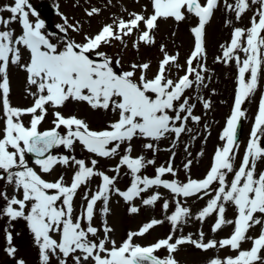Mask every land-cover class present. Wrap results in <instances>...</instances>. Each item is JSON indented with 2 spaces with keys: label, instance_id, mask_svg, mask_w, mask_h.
Returning <instances> with one entry per match:
<instances>
[{
  "label": "snow or ice",
  "instance_id": "1",
  "mask_svg": "<svg viewBox=\"0 0 264 264\" xmlns=\"http://www.w3.org/2000/svg\"><path fill=\"white\" fill-rule=\"evenodd\" d=\"M151 3L153 12L150 15L130 13L129 19H114L96 34H85L82 42L70 35L81 32L82 25L69 22L67 16H63V24L57 25L58 33H48L45 21L39 19L30 0H13L12 4L0 7V105L3 108L0 181L6 183L0 188V200L4 201L0 206V217H7L9 221V227L5 229L9 256L14 257L17 252L9 228L12 221L23 219L39 246L42 264H50L53 256L58 264H69V260L71 264H179L174 253L186 244L205 252L229 248L237 253L225 257L215 255L207 264H264V171H258V164H264V97L260 100L244 154L239 158V164L236 163L241 122L246 117L242 105L264 79V0H233L231 3L224 0L226 10L234 13L237 21L251 10V5L258 7L250 18V26L233 27L230 41L220 45L222 55L216 59L237 64L238 89L220 136L224 143L215 150L208 172L201 179L189 176L186 182L163 178L166 174L177 175L172 158L166 166L156 169L154 177L141 175L142 169L154 164L155 160L146 159L143 155L132 156L131 142L137 137L158 141L169 133L178 139L182 133L190 131L185 127L189 119L201 120L200 116L193 114L196 106L190 102L193 97L185 93L194 87H207L204 73L208 69L203 62L206 57L205 28L220 0H151ZM5 11L10 15L3 16ZM100 12V8L93 7L86 10V15L92 17ZM186 14L198 18L197 25L191 28L195 42L186 59V67L179 63V52L170 53L163 43L160 45L163 58L151 77L148 76L150 61L132 63L128 70H123L119 58L100 51L103 45L112 41L124 43L134 31L139 32L134 48L138 50L141 43L154 45L159 19L174 18L180 22L186 19ZM30 16L37 19L33 21ZM14 21L21 25L19 35L10 27ZM225 23L226 26L232 24L230 20ZM141 24L144 25L143 30ZM22 49L29 52L26 63L21 62ZM93 54L100 59H94ZM10 65L23 68L28 74V85L35 87V92L28 91L33 97L31 106L18 107L10 103ZM173 69L177 73L183 69L184 75L172 78ZM197 99L203 101L205 109L211 107L210 100ZM69 100L85 102L93 110L111 111L117 118L104 128L94 129L86 119L76 115L65 116L57 110ZM49 107L54 116L53 127L41 130ZM25 116L30 117L27 124L23 119ZM77 142L96 157L119 155V163L111 169L115 175L98 170L97 159L86 161L71 154H52L53 149L61 146L72 150ZM122 145L126 147L124 154L120 155ZM143 147L155 149L154 143H146ZM28 154H34L33 163L40 172L29 165ZM192 163L189 159L184 164L186 172ZM57 165L75 167L70 183L63 175L52 181L43 178L42 173L51 174ZM122 167H127L133 177L125 190L116 186ZM97 176L101 178L99 185L94 191L84 192L82 199L86 204L74 216V199L78 190ZM7 186L12 188L11 196ZM154 186H162L176 197H210L195 219L204 222L215 214L216 219L211 226L213 233L227 225H233V231L219 240L212 238L206 241L202 230L196 239L191 234L176 236V232L182 230L193 216L191 209L179 199L174 201V211L166 217L172 231L166 238L149 245L135 241L163 224L164 220L151 219L138 231L129 232L120 244L111 237L114 229L106 219L100 227L94 226L97 211L105 217L111 213L113 195L123 198L130 205L128 211L132 214L141 210L132 204L136 199H141L146 206L156 204L161 199L159 192L147 198L143 196ZM98 202L101 204L99 209ZM229 203L236 208L234 220L225 216L226 204ZM162 207L167 212L169 202L165 200ZM257 226L260 227L259 234L249 235L250 230ZM57 234L59 239L55 238ZM249 241L251 246L243 248V243ZM161 249H166L168 255L157 256ZM16 264H25V261L19 259Z\"/></svg>",
  "mask_w": 264,
  "mask_h": 264
},
{
  "label": "rangeland",
  "instance_id": "2",
  "mask_svg": "<svg viewBox=\"0 0 264 264\" xmlns=\"http://www.w3.org/2000/svg\"><path fill=\"white\" fill-rule=\"evenodd\" d=\"M13 0H0V7L4 5L12 4ZM42 2H50L56 7L57 12L51 19H48L45 15L38 11V6ZM203 2V0H202ZM229 3L233 0H228ZM33 8L39 14V19L45 21V29L48 33H58L59 29L57 25L63 24V16L69 18V22H79L82 25V31L79 33L72 32L70 35L78 42L83 41L85 34H96L103 25L111 23L114 19L124 18L129 19L130 13H141L145 16L150 15L153 12L151 0H30ZM96 7L100 8L101 12L98 15L88 17L86 10ZM257 5H251L249 10L242 18L237 21L235 14L227 11L224 4V0H220V4L215 10L213 17L210 19L205 28V47L206 57L204 63L208 69L204 73L207 87H194L188 90L185 95L193 97L190 101L196 106L193 110V114L200 116L201 120L195 122L189 119L185 125V131L177 139L173 133L167 134L164 138L158 141H152L148 138L137 137L134 138L132 143L133 151L132 156L143 155L146 159H154L155 163L148 165L145 169H142L141 175H147L154 177L156 175V169L161 165H167V162L172 158V164L177 169V175L172 176L166 174L163 178L172 180L177 179L181 182H186L190 176L193 179H201L208 172L215 150L218 146L223 145V141L220 140L223 128L227 118L230 116L236 91L238 89V66L232 61L229 63L218 62L217 57L222 55L221 44H225L230 41L233 27H248L250 26V18L254 14V10ZM146 9V11H145ZM7 17L10 15L7 11L2 13ZM30 19L35 21L37 17L30 16ZM226 20L232 22L231 25L226 26ZM158 27L155 30L154 45L140 44L139 49L134 48V42L138 40L139 32H135L125 38L124 43L120 41H112L109 45H103L100 51L106 52L113 58H119L121 60L120 67L123 70H128L132 63H140L145 61L151 62V71L148 76L151 77L157 70L159 60L163 58V53L160 51V45L163 43L166 46V50L170 53L179 52V63L186 67V59L191 54L194 48V34L191 32V28L196 26L198 18L191 14H186V19L177 22L174 18L159 19ZM16 35H19L22 31L21 25L18 21H14L10 25ZM2 28V26H0ZM141 30L144 29V25H140ZM22 63H26L29 59V52L26 49H22ZM243 58V53H241ZM94 59H100L93 54ZM195 63V62H194ZM27 72L23 68L16 65H10L8 70V77L10 81V94L9 100L13 106L27 107L33 103V97L28 94L29 89L33 92L36 91L34 86H30L27 83ZM140 73H137L139 76ZM177 75H184V70L181 69L178 73L173 69L172 78H176ZM197 97H203L204 99L211 101V107L205 109L203 107V101L197 99ZM264 97V79H262L260 86L251 95V97L245 101L242 108L246 110V117L243 119V133L241 134L240 149L237 158V165L239 164V158L244 154L245 145L248 142L250 131L253 127L255 116L258 112V106L261 98ZM65 116L76 115L86 119L90 127L94 129H101L107 126V124L117 117L111 111L105 112L103 110H93L85 102H76L69 100L65 106L60 109ZM3 108L0 105V128L3 127ZM25 124L28 123L30 117H23ZM54 116L52 115V109L49 107L48 115L45 121L41 125V130H46L53 127ZM63 131V129H61ZM154 143L155 149L149 150L144 148V144ZM126 145H122L120 149V155L124 154V148ZM173 153L175 154L173 157ZM202 153V155L200 154ZM53 155H67L71 154L76 156L77 159H97L99 161L97 168L100 171L107 172L108 175H115L111 169L119 163L120 156L111 158H100L87 152L82 145L78 142L74 145L72 150H68L63 146L53 149ZM29 165L34 167L37 172H40L38 166L33 163V159L30 155H27ZM192 160L193 163L190 169L186 172L184 164L188 160ZM75 167H65L63 165H57L51 174H43V178L46 180H55L60 175H63L65 181L70 183ZM258 171H264V164H258ZM100 177H93L86 186H82L74 199V216L78 215L82 211V206L86 204L83 195L86 190H95L100 183ZM133 177L130 170L127 167L120 169L119 176L117 178L116 186L121 190H125L130 186ZM228 179H231V174ZM6 186L5 181H0V188ZM213 187H216L214 184ZM8 193L12 195L11 186H7ZM159 192L161 199L156 204L146 206L142 203L141 199H136L132 204L138 206L141 210L137 214H132L128 211L129 204L126 203L123 198L118 195H113L110 201L111 213L105 217L102 213L97 211L94 217V226L100 227L102 221L107 220L108 224L114 229L111 233V237L116 240L117 244H120L122 240L126 239V236L131 231H138L143 224L149 222L151 219L164 220L163 224L155 226L145 234L143 237L136 239V243L142 245H149L155 243L157 240L166 238L172 231L171 224L167 221L166 217L171 215L175 209L174 201L179 199L184 206L189 207L193 214L186 224L183 225L182 230L176 232V236L191 234L194 239L198 238L199 231L205 233V240L215 238L217 240L227 237L233 231V225H227L223 230L213 233L211 226L215 222L216 216L201 222L195 219L196 214L205 205L210 197H204L198 199L197 197H176L170 190L160 187H153L149 189L147 193H144V198H147L151 194ZM169 202V209L167 212L163 209L162 205L164 201ZM4 205V201L0 200V206ZM101 207L98 202L97 209ZM236 208L231 203L226 204V219H235ZM83 223V222H82ZM9 227V221L7 217H0V264H16L19 259H23L25 264H42L40 259L39 246L35 243L34 236L31 233L27 221L18 219L12 221L9 230L13 234V245L16 247L17 252L15 256H9L6 251L8 242L6 240L5 229ZM260 232V227L250 230L249 235L256 236ZM103 233L101 232V236ZM59 239V235L55 236ZM251 246V242L243 243L242 247L247 249ZM237 253L229 248L213 249L207 252L196 249L193 245L186 244L180 247V249L174 253L175 258L179 261V264H207V261L215 256L225 257L228 255L235 256ZM157 256L165 257L168 255L166 249H161L156 253ZM50 264H58V260L53 256L50 260ZM71 264V260H69Z\"/></svg>",
  "mask_w": 264,
  "mask_h": 264
},
{
  "label": "water",
  "instance_id": "3",
  "mask_svg": "<svg viewBox=\"0 0 264 264\" xmlns=\"http://www.w3.org/2000/svg\"><path fill=\"white\" fill-rule=\"evenodd\" d=\"M41 10H43L44 13L48 14L49 16H51L53 13H54V9L51 8V6L47 5L45 6V8L42 6L41 7ZM241 125H242V122H241ZM241 133V132H240ZM240 137V135H239ZM32 156L35 158L34 154H32Z\"/></svg>",
  "mask_w": 264,
  "mask_h": 264
},
{
  "label": "bare ground",
  "instance_id": "4",
  "mask_svg": "<svg viewBox=\"0 0 264 264\" xmlns=\"http://www.w3.org/2000/svg\"><path fill=\"white\" fill-rule=\"evenodd\" d=\"M244 125V124H243ZM243 125H242V128H243Z\"/></svg>",
  "mask_w": 264,
  "mask_h": 264
}]
</instances>
